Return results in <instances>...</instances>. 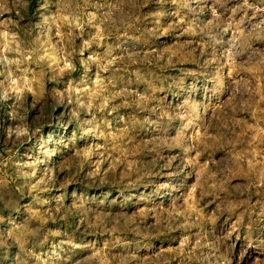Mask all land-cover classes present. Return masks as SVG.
Returning <instances> with one entry per match:
<instances>
[{"label":"rangeland","instance_id":"1","mask_svg":"<svg viewBox=\"0 0 264 264\" xmlns=\"http://www.w3.org/2000/svg\"><path fill=\"white\" fill-rule=\"evenodd\" d=\"M0 264H264V0H0Z\"/></svg>","mask_w":264,"mask_h":264}]
</instances>
